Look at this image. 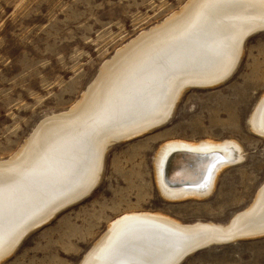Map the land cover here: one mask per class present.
<instances>
[{
	"label": "rangeland",
	"instance_id": "rangeland-1",
	"mask_svg": "<svg viewBox=\"0 0 264 264\" xmlns=\"http://www.w3.org/2000/svg\"><path fill=\"white\" fill-rule=\"evenodd\" d=\"M186 2L0 0V160L11 157L40 120L76 104L119 47ZM263 94L264 31L246 41L226 82L186 90L167 125L110 146L93 193L29 233L2 264H79L109 224L129 213L229 223L264 186V135L250 126ZM172 140H236L245 159L219 173L208 197L168 199L155 157ZM181 264H264V234L211 246Z\"/></svg>",
	"mask_w": 264,
	"mask_h": 264
},
{
	"label": "bare ground",
	"instance_id": "bare-ground-1",
	"mask_svg": "<svg viewBox=\"0 0 264 264\" xmlns=\"http://www.w3.org/2000/svg\"><path fill=\"white\" fill-rule=\"evenodd\" d=\"M259 26L264 27V0H187L119 47L76 104L40 120L23 145L0 160V264L24 235L73 200L71 194L99 181L112 143L150 132L190 85L226 82L242 57L244 37ZM250 119L252 130L264 135V94ZM234 143L161 144L155 168L162 194L173 200L208 197L219 173L245 159L242 145ZM216 151L222 156L204 178ZM169 180L191 183L172 187ZM255 198L227 224L184 223L161 212L122 215L79 264L165 263L197 241L263 235L264 186Z\"/></svg>",
	"mask_w": 264,
	"mask_h": 264
},
{
	"label": "water",
	"instance_id": "water-1",
	"mask_svg": "<svg viewBox=\"0 0 264 264\" xmlns=\"http://www.w3.org/2000/svg\"><path fill=\"white\" fill-rule=\"evenodd\" d=\"M262 31H264V27H258V28H256V29H254V30H252V31H250V32H248L247 34H246V36L244 37L245 39H244V41L242 42V47L244 48L245 47V43H246V41L251 37V36H253V35H255V34H257V33H259V32H262ZM241 60V59H240ZM239 63H240V61H238V63H237V66L235 67V68H237L238 67V65H239ZM235 71L236 70H234L233 71V74L235 73ZM232 74V75H233ZM209 87H213V86H202V85H190V87L189 88H187L186 90H188V89H190V88H209ZM185 90V91H186ZM185 91L182 93V94H184L185 93ZM182 97V96H181ZM181 97H180V99H181ZM179 99V100H180ZM178 103H179V101L177 102V104L174 106V108H173V110H172V113L167 117V118H165L164 120H161V121H159V122H155L151 127L152 128H150L151 129V131L152 130H155V129H158V128H160V127H163V126H165V125H167L171 120H172V118L174 117V114H175V111H176V108H177V105H178ZM134 139V138H133ZM130 140H132V139H130ZM120 142H124L123 140H116L114 143H112L111 144V146H113L114 144H117V143H120ZM213 154H214V158H213V160L210 162V164H209V166H208V169H207V172L205 173V176H204V178L206 177V175H207V173H208V170H209V167L211 166V164H212V162L215 160V159H217V158H219V157H221L222 156V154L220 153V152H218V151H216V152H213ZM193 166V165H192ZM101 179H102V176H100V179H99V181L97 182V183H94L92 186H90V188H87V189H84L83 190V188H82V190H78V191H76V192H74L73 194H71L72 196H70V198H73V200H71V201H69V202H67V203H65V204H63V206H62V208H58L59 210L57 211V213L50 219V220H48V221H46V222H44V223H42V224H40L39 226H37V227H35L34 229H32L31 231H29L26 235H24V237H23V239L19 242V244H18V246L16 247V249L19 247V245L21 244V242L27 237V235L29 234V233H31L32 231H34L35 229H37V228H39V227H41V226H43V225H45V224H47L49 221H51L57 214H59V213H61L62 211H64L65 209H67V208H69V207H71V206H73V205H75V204H77V203H79V202H81L82 200H84V199H86L87 197H89L92 193H93V191L98 187V185L100 184V182H101ZM172 187H179V186H181V185H183V184H186V183H191L190 181H186V182H177V181H175V182H172V181H167ZM256 232H259V231H256ZM261 232V231H260ZM256 235H259V234H256ZM239 239H243V238H238V240ZM230 242H233V241H227V242H221V241H219V240H215V241H212V242H210V243H207V242H205V241H203L202 243H199V241H197V242H195V243H193L191 246H189L188 248H187V250L185 251V252H183L179 257H177V258H175V259H173V260H168L167 262H165L166 264H181L187 257H189L191 254H193V253H196V252H198V251H200V250H203V249H206V248H209V247H211V246H214V245H222V244H227V243H230ZM15 249V250H16ZM185 253V254H184ZM184 254V255H183ZM170 261V262H169ZM165 263H163V262H161V263H158V264H165Z\"/></svg>",
	"mask_w": 264,
	"mask_h": 264
}]
</instances>
